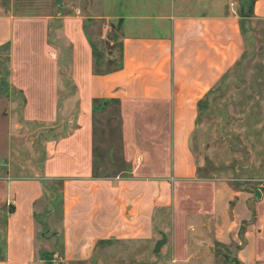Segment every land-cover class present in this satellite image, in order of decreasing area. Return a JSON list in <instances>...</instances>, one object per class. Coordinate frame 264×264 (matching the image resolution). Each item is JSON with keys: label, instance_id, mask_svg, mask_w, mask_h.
<instances>
[{"label": "crops", "instance_id": "obj_1", "mask_svg": "<svg viewBox=\"0 0 264 264\" xmlns=\"http://www.w3.org/2000/svg\"><path fill=\"white\" fill-rule=\"evenodd\" d=\"M234 3L123 1L118 13L107 14L119 24L121 61L102 70L84 19L62 16L58 38L68 47L63 71L72 87L62 97L61 49L49 40L50 17L0 15V50L8 51L23 122L62 132L45 143L39 172L0 170V199L9 207L0 215V264L47 261L40 249L57 236L63 260H87L100 241L149 236L157 209L170 211L178 232L189 217L210 219L220 242L234 240V229L248 220L236 258L264 264V180L252 192L231 190L199 174L203 164L190 146L201 104L245 53ZM252 13L264 19V0ZM93 100L117 108L125 170L109 176L93 175Z\"/></svg>", "mask_w": 264, "mask_h": 264}, {"label": "rangeland", "instance_id": "obj_2", "mask_svg": "<svg viewBox=\"0 0 264 264\" xmlns=\"http://www.w3.org/2000/svg\"><path fill=\"white\" fill-rule=\"evenodd\" d=\"M123 1L129 0H0V15L50 17L49 40L61 49L59 78L64 76L65 86L60 91L62 97L72 92V87L63 71L68 47L58 38L61 17L84 19L99 69H112L120 64L121 42L119 24L107 14L118 13ZM232 2L235 14L241 18L245 53L201 104L190 146L203 164L200 175L223 180L231 190L252 192L264 180V19L253 16L252 0ZM7 54V50H0V170L3 168L9 176L33 174L41 170L45 143L60 135L61 127L23 122L21 97L9 84ZM115 109L111 104L95 116L94 146L102 153L99 165L107 175L124 168ZM2 202L0 199V215L9 209L7 203L2 207ZM234 204L235 200L229 202L227 219L233 215ZM171 219L169 210L157 209L149 236L106 240L87 260H63L57 236L46 243L47 249H40L48 259L40 264H239L236 253L243 245L248 220L234 229V240L220 242L214 240L216 226L210 219L189 217L181 232L172 230ZM159 230L167 231V241L158 253H153L160 239ZM49 232L51 235L53 229Z\"/></svg>", "mask_w": 264, "mask_h": 264}, {"label": "trees", "instance_id": "obj_3", "mask_svg": "<svg viewBox=\"0 0 264 264\" xmlns=\"http://www.w3.org/2000/svg\"><path fill=\"white\" fill-rule=\"evenodd\" d=\"M256 0H252V5L253 3L255 2ZM252 8V7H251ZM241 31H242V28H241ZM113 102V104H115L114 101H111ZM110 101H105V100H93V104H92V109L94 112H102L104 111L105 107H107L109 105ZM200 106V105H199ZM116 113H117V108L115 109ZM95 124H96V120H95ZM95 124H94V131L93 133L95 134L96 133V129H95ZM111 156V159L113 157L112 154H110ZM99 159H103L102 157V153L94 146V149H93V175L94 177H103V176H109L107 174H105L104 170H102V165H99ZM122 161V159H121ZM125 169L123 168L121 171H124ZM119 172V171H118ZM104 241H100L98 242L99 244L102 243ZM98 244V245H99ZM240 247V246H239ZM238 247V249H239ZM237 249V250H238ZM236 261L241 264L237 258H236Z\"/></svg>", "mask_w": 264, "mask_h": 264}, {"label": "water", "instance_id": "obj_4", "mask_svg": "<svg viewBox=\"0 0 264 264\" xmlns=\"http://www.w3.org/2000/svg\"><path fill=\"white\" fill-rule=\"evenodd\" d=\"M166 241V234L164 232H160V239L156 240L152 250L153 253H158L161 247L166 243Z\"/></svg>", "mask_w": 264, "mask_h": 264}]
</instances>
